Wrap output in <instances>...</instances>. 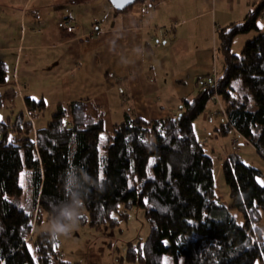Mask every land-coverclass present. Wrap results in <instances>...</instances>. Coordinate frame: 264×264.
<instances>
[{
  "label": "trees",
  "instance_id": "obj_1",
  "mask_svg": "<svg viewBox=\"0 0 264 264\" xmlns=\"http://www.w3.org/2000/svg\"><path fill=\"white\" fill-rule=\"evenodd\" d=\"M263 11L260 0L241 21L217 29L222 70L198 76L196 92L183 99L176 115L144 119L126 113L102 141L104 110L89 99L57 103L39 127L32 117L43 113V98L25 96L24 107L2 109L0 264H69L51 232L34 236L32 228L42 211L52 220L70 202L68 189L83 191L81 171L98 185L84 197L91 225L114 222L111 214L120 204L142 209L149 226L139 250L142 264H264V186L257 181L262 171L237 152L246 142L264 160V29L257 24ZM248 31L256 33L233 53V37ZM5 82L0 63V85ZM15 93L14 87L0 88V103ZM215 98L223 108L216 115L225 117L216 131L228 136L235 129L239 135L237 148L220 164L227 206L216 194L217 165L194 130V120Z\"/></svg>",
  "mask_w": 264,
  "mask_h": 264
},
{
  "label": "crops",
  "instance_id": "obj_2",
  "mask_svg": "<svg viewBox=\"0 0 264 264\" xmlns=\"http://www.w3.org/2000/svg\"><path fill=\"white\" fill-rule=\"evenodd\" d=\"M259 1L135 0L116 12L109 0H0V63L12 70L0 88L17 81L20 94L10 99L12 108L24 107L25 96L45 101V86L54 107L92 100L104 110L103 126L107 117L122 120L126 113L144 119L176 115L183 99L196 92L195 79L214 71L216 29L241 21ZM66 17L76 22L70 33L57 26ZM34 69L41 72L36 82ZM39 80V90L33 89ZM204 113L194 120L199 140L218 121L214 104ZM43 116L38 127L46 122H40ZM223 149L220 159L233 151L226 144ZM216 174L219 188L227 190L219 197L215 184L217 197L227 206L220 166Z\"/></svg>",
  "mask_w": 264,
  "mask_h": 264
},
{
  "label": "rangeland",
  "instance_id": "obj_3",
  "mask_svg": "<svg viewBox=\"0 0 264 264\" xmlns=\"http://www.w3.org/2000/svg\"><path fill=\"white\" fill-rule=\"evenodd\" d=\"M173 2H171V4H173ZM133 8H135V5L133 6ZM258 18V25L261 27V29H264V18H262V15H259ZM201 20L202 19H199L198 22H200ZM195 22H197V20ZM255 33V31H248L245 33L236 34L232 40L231 51L233 53L239 54L246 39L251 38ZM21 59L23 65L24 56H22ZM22 65L20 66L19 76H21V73L23 71ZM222 65V55L216 48L214 51L213 61L212 63H210L211 69L214 70L211 75H218L222 70ZM11 71V67L6 64L5 72L7 74V77H10ZM34 72L37 73L35 76L36 82V80L39 79L41 72L39 71V69H34ZM39 86L40 80L36 83V85L32 87L35 90H39ZM46 87L47 86L44 87V94L46 95L45 102L47 103V105L43 111L44 116L40 121L42 123L47 121L50 118L51 113L55 110V107L52 104H49L51 95H48L49 90ZM14 88L16 90V93L14 95H19L20 89L16 80L14 81ZM37 97H39V95ZM11 98H9L8 100L10 101ZM210 103L214 104L215 111H218L220 109V105L222 106L221 102L219 104L216 101L214 102V99H211L208 102L207 107L205 108V112L208 109V105H210ZM5 113L6 112L4 110L0 109V115H5ZM203 113L201 114V116L199 115L200 117H198V119L202 118L205 115V113ZM212 117L218 118V125L221 120V116L218 115ZM37 119L38 116H35L34 118L32 117V121L35 127H38L39 125L37 123ZM120 121V118L119 120L109 117L105 119V129L103 135L104 139L105 134L111 131L113 125ZM203 126L204 125L201 124L200 128L197 129L198 134L203 131ZM205 132L208 133V137H199L200 142L203 144L206 152L214 159L216 165L219 164L217 166L218 170V167L220 166L222 161L220 157L223 156V153L225 151L223 149L224 144L228 145L231 150H234L231 144V140H229V134L225 138V136L219 135L216 130H208V132L205 130ZM104 139L101 140L103 141ZM239 147L240 154L242 155L244 162L262 171V175L257 178V181L260 185L264 186V160L250 144L242 142ZM211 148H214V150H212ZM219 176L222 177L221 174ZM216 180L218 181L217 174H215V182ZM215 184L216 186H218L217 192L219 194V197L222 196V193L223 195L227 194L226 189L219 188L218 182H216ZM123 209V206L120 204L117 210L115 212H112L111 216L113 218H116L114 222L91 225L87 219L86 209L85 207H83V214L77 227L72 229L67 234L54 235L56 238L55 248L60 258L69 262V264H142L139 260V250H141L148 234V223L140 207L131 206L129 208H125L124 210ZM232 214L236 217L237 220H241V215L237 211L232 210ZM50 221L51 219L48 217L47 213L45 211H42L37 220L33 222L32 230L34 236L42 231H48L46 226L50 223ZM32 239L33 238H31L28 242L30 248Z\"/></svg>",
  "mask_w": 264,
  "mask_h": 264
},
{
  "label": "clouds",
  "instance_id": "obj_4",
  "mask_svg": "<svg viewBox=\"0 0 264 264\" xmlns=\"http://www.w3.org/2000/svg\"><path fill=\"white\" fill-rule=\"evenodd\" d=\"M79 178L84 182L83 191L68 189L70 192V202L64 203L57 216L46 226L52 235L67 234L78 226L83 214L84 197L89 186L95 185L97 182L87 173L81 171ZM80 185L77 184V188Z\"/></svg>",
  "mask_w": 264,
  "mask_h": 264
},
{
  "label": "built area",
  "instance_id": "obj_5",
  "mask_svg": "<svg viewBox=\"0 0 264 264\" xmlns=\"http://www.w3.org/2000/svg\"><path fill=\"white\" fill-rule=\"evenodd\" d=\"M57 26L61 30L65 31L67 33H70V32L75 30L76 22L74 21V19H72V17H66V18H63V19L59 20L57 22ZM214 100L220 104V101L217 98H215ZM9 102H10L9 100H7V102L6 101H2L0 103L1 109H6V108L10 107V103ZM220 109L223 111V108H222L221 105H220ZM238 139H239L238 132L235 129H233L229 133V140H231V144L233 146V149L237 148Z\"/></svg>",
  "mask_w": 264,
  "mask_h": 264
},
{
  "label": "water",
  "instance_id": "obj_6",
  "mask_svg": "<svg viewBox=\"0 0 264 264\" xmlns=\"http://www.w3.org/2000/svg\"><path fill=\"white\" fill-rule=\"evenodd\" d=\"M112 6L117 10H122L135 2V0H109Z\"/></svg>",
  "mask_w": 264,
  "mask_h": 264
},
{
  "label": "snow or ice",
  "instance_id": "obj_7",
  "mask_svg": "<svg viewBox=\"0 0 264 264\" xmlns=\"http://www.w3.org/2000/svg\"><path fill=\"white\" fill-rule=\"evenodd\" d=\"M11 139H12V138L9 137V140H11ZM101 139H104L103 134H101ZM96 147L98 148L99 146L97 145ZM150 159H151V158H150ZM97 175H98V178H99V179H104L103 171H99V172L97 173ZM69 182L71 183V180H70ZM21 207H23V205H21ZM165 243H167V241H165Z\"/></svg>",
  "mask_w": 264,
  "mask_h": 264
}]
</instances>
